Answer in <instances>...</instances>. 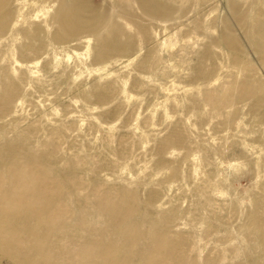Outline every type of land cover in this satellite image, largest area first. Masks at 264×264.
Listing matches in <instances>:
<instances>
[{
  "label": "bare ground",
  "instance_id": "1",
  "mask_svg": "<svg viewBox=\"0 0 264 264\" xmlns=\"http://www.w3.org/2000/svg\"><path fill=\"white\" fill-rule=\"evenodd\" d=\"M97 1L0 0V133L25 120L29 127L23 130L29 131L33 120L24 111L36 108L33 93L47 83L48 74L60 69L59 77L69 78L77 91L82 88L79 66L87 72L86 81L92 77L88 66H103L80 92L85 98L112 101L119 90L99 84L109 70L121 66L131 75L132 87L163 97L147 122L158 112L160 122L180 112L169 136L160 139L158 151L187 149V131L196 128L192 118L199 114L206 117L203 124L209 130L225 132L220 136L224 145L231 147L237 140L258 169L264 150L258 139L264 137V128L246 131L245 120L264 124V87L257 79L258 70L264 72V0ZM224 10L232 13L241 36L231 34ZM243 39L248 45L241 48ZM238 53L244 58L238 59ZM126 74L117 77L123 89ZM167 77L168 86L159 82ZM177 90L181 92L174 93ZM76 97L70 96L69 106L61 111L54 100L45 99L48 104L40 102L34 116L41 115L46 124L67 120ZM80 122H71L66 138L81 130ZM134 130H140L137 120ZM139 139L144 148L148 135L140 133ZM65 143L59 136L53 147L42 141L26 152L15 142L0 143V264L163 263L169 257L165 250L177 245L180 218L161 214L171 213L176 205L163 210L167 202L158 201L161 218L152 220L158 225L149 234L132 219L138 210L131 193H125V201L105 196L93 202L87 200L92 193L71 194L70 187L78 190L81 183L61 175L68 169ZM238 160L225 163L236 170L240 165L232 161ZM72 201L78 205L77 218ZM91 212L103 219L98 230L87 218Z\"/></svg>",
  "mask_w": 264,
  "mask_h": 264
},
{
  "label": "rangeland",
  "instance_id": "2",
  "mask_svg": "<svg viewBox=\"0 0 264 264\" xmlns=\"http://www.w3.org/2000/svg\"><path fill=\"white\" fill-rule=\"evenodd\" d=\"M92 2L98 3L97 0ZM224 12L226 23L232 27L231 34L241 36L242 29L233 23L232 13ZM244 45H248L245 39L241 40L239 46L242 48ZM4 50L2 47V59L5 58ZM236 56L238 59L244 58L241 53ZM252 58L255 64L256 58ZM193 62H196V57ZM102 67L91 65L87 70L93 77L95 69ZM78 69L82 71L81 80L78 81L82 87L80 90L84 91L89 87L84 85L92 77L86 81L85 68L79 66ZM59 73L60 69L48 74L47 83L36 87L32 98L36 108H25L24 114L33 120L29 131L23 130L29 127L26 120L8 125L0 133V143L15 142L26 152L39 147L42 141L47 143V147H53L57 137L64 136L66 143L63 145V153L66 155L68 169L62 171L61 175L81 183L78 190L70 187L71 194L92 193L87 195V200L93 202L105 196L125 201V193H131L138 210L132 219L140 223L149 234L158 225L152 220L155 222L161 215L179 217L180 229L175 238L177 245L172 250H165L169 257L160 264H264V150L262 161L256 169L254 157L248 159L245 149L237 140L231 147L228 143L224 145L220 136L225 132L209 130L203 124L206 117L197 114V117L192 118L196 121V128L190 127L187 131L190 142L187 149L171 151L173 149L167 148L164 152L158 151L160 139L169 136L175 120L180 116V112H175L169 123L160 122L158 112L151 119L152 123L147 122L153 112V105L163 101L161 94L155 98L150 89L143 94L137 87L130 85L131 75L117 66L109 70L99 84L100 87L110 84L117 88V98L112 101L89 99L82 97L80 90H73L70 79L60 78ZM124 73L123 89L117 77ZM170 78H159V82L168 86ZM257 79L264 87L262 70H258ZM180 92L177 90L174 93ZM73 94L77 96L76 104L67 120L46 124L41 115L34 116L41 103L48 104L45 99L54 100L61 111L69 106V97ZM128 96L132 99L128 100ZM182 111L186 113L187 110ZM136 120L139 131L134 130ZM75 121H81V130L72 132L66 138V129ZM245 121L246 131L264 128V124L256 120L249 121L246 118ZM143 132L148 135L144 148L139 145L140 133ZM262 139L264 137L258 140L264 144ZM70 154L77 155L79 159H74ZM236 157L239 160L232 161V164L240 166L236 170L230 169L225 161ZM255 180L260 184H255ZM219 190L226 194L220 197ZM163 200L167 202L161 207L163 210L168 209L170 204L176 207L171 213L165 211L160 215L156 205ZM80 205H83L82 201ZM77 207L76 202L72 201L75 218ZM145 214L148 220L144 219ZM87 218L97 230L103 222L102 217L95 212H91ZM140 244L145 246L146 241Z\"/></svg>",
  "mask_w": 264,
  "mask_h": 264
}]
</instances>
